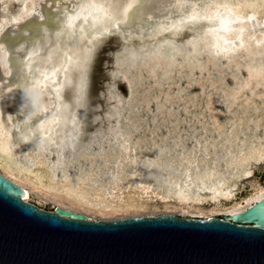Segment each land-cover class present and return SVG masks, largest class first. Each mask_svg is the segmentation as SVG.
Returning <instances> with one entry per match:
<instances>
[{
    "label": "snow or ice",
    "instance_id": "obj_1",
    "mask_svg": "<svg viewBox=\"0 0 264 264\" xmlns=\"http://www.w3.org/2000/svg\"><path fill=\"white\" fill-rule=\"evenodd\" d=\"M53 3L59 14H49L48 24L55 27L38 25L30 41L31 46L25 49L22 44L15 49L16 52L24 53L20 60L21 79L27 83L17 85L23 93V107L20 110V115L26 117L23 125L27 127L31 118L37 117L35 126L26 131H21L20 125L16 127V131L21 133L17 138L19 142L29 145L22 158L27 157L29 152L48 153L56 148L59 149L57 155L62 159L65 158L64 153L68 152L67 159L70 161L77 158L86 164L90 160L103 161L106 141L108 148L112 149L114 146V150L121 153L115 166L119 168L122 163L131 166L135 162L134 149L139 147L138 138L144 133L145 142L151 140L158 150L153 161L159 159L162 153L168 152L170 162L185 171V175L191 177L194 171L198 175L202 173L205 177L215 178V164L220 162L218 150L221 142L208 140L207 129L200 126L201 131H197V127L187 121L181 131L177 113L183 111L180 108L182 101L173 102L171 95L165 97L164 89L172 83L169 76L176 75L189 61L193 62V67L200 64L201 72L208 71L206 65L213 63H219L231 72V66L237 61L255 62L250 44L246 45L241 37H236L238 44L229 39L234 33L244 31L243 28L229 26L242 23L232 8L227 4H218L215 5L217 11L212 13L209 11L212 5L198 8L193 0H77L71 7L66 0H49L47 6L52 8ZM260 3L264 4V0H260ZM61 4L62 8L59 7ZM220 9H225L227 14ZM53 10L56 11L55 8ZM135 10H139L135 20L137 40L143 41L147 36L155 42L157 36L182 31L189 35L179 44L166 38L151 45L130 48L128 44L133 39L130 20ZM20 15H23L22 9ZM29 16H38L40 21L45 19L35 11ZM248 19L255 17L249 16ZM165 20L169 23L165 24ZM19 22L18 15L14 23ZM200 22H214V26L196 27ZM125 28L128 30L125 31ZM212 34H215V39L209 41L207 38ZM22 35L27 37L30 34L28 30H24ZM112 37L119 39L111 40ZM258 43L264 44V41ZM3 48L4 45L0 43V49ZM101 53L106 57L103 67L108 80L102 86L105 90L97 95L108 101L106 113L102 106L91 103L92 73ZM258 55L264 57V52ZM146 60L152 61L154 67L149 68V79L154 78L156 83L149 85L145 96L151 94L155 99L141 102L125 115L121 109H132L134 92L127 72L138 67L137 61H141L140 66L147 67L143 63ZM224 61L227 63H222ZM177 63L179 69L173 67ZM155 68H159L162 74H157ZM235 70L238 72L241 67L237 66ZM243 70L247 72V76L240 78V83L231 89L235 93L232 99L236 100L241 93H250L264 101V95H257L258 89H264V67L255 70L249 63ZM117 81L123 85L120 91H117ZM154 89H160L158 95ZM167 90L171 92L170 88ZM51 93H55V102ZM161 97L165 98L162 100ZM244 99L246 103H250L248 96ZM93 107L99 108L101 115L89 119L88 113ZM24 108L28 109L27 113ZM133 115L135 120L132 119ZM104 121H107L106 128ZM144 123L153 127L144 129ZM158 123L160 127L157 128L155 125ZM230 123L243 126L244 120ZM248 123L259 124L260 121L253 117ZM252 131L249 128V133ZM260 131V127L255 128V132ZM56 137L63 138L57 140ZM261 143L264 144V138ZM124 153L128 155L125 156ZM228 154L231 155V150H228ZM244 155L243 151H238L237 159ZM152 166L157 167L155 163ZM231 166L235 167V164ZM100 167L107 169L108 165L101 163ZM92 169L78 179L86 183H99V170L95 164ZM247 175L251 176V172ZM103 178L109 179V182L115 179L107 171Z\"/></svg>",
    "mask_w": 264,
    "mask_h": 264
},
{
    "label": "bare ground",
    "instance_id": "obj_2",
    "mask_svg": "<svg viewBox=\"0 0 264 264\" xmlns=\"http://www.w3.org/2000/svg\"><path fill=\"white\" fill-rule=\"evenodd\" d=\"M49 0H0V43L4 45L0 49V173L19 185L23 191V199L29 201L33 196L36 201H48L54 206H60L70 209L74 212L82 213L89 219H119L113 215L129 212L143 211L149 208L161 206L165 209L178 208L181 211H191L202 213L203 205L208 204L209 211H221L222 215L234 214L243 211L253 203L264 199V186H261L252 175L258 169H264V144L261 139L264 138V101L251 96L250 93H241L236 100L231 91L240 83V78H246L247 72L244 71L249 63L255 70L264 67V57L258 55L264 52V4L260 0H193L197 7L212 5L209 11H217L215 5L227 4L235 13L236 17L242 20L240 24H230L232 28H243V32H236L229 37L235 40L241 37L244 43L251 45V51L254 54V63L251 61H237L231 67L230 72L219 63L206 65L208 71L201 72V65L193 62H186L182 69L179 64L173 65L178 68L174 76H169L171 84L164 89L165 97L171 95L173 102L182 101L177 115L181 121L180 130H184V123H193L197 131H201L200 126L207 129V139L221 142L218 150L220 162L215 164V178L205 177L202 173L197 174L194 171L191 177L185 175V171L178 168L177 165L170 162L169 153L164 152L160 158L153 161L157 149L152 145L151 140L145 142V135L139 136V147L134 149L135 162L130 166L122 163L117 168L115 162L120 159L119 150L107 147L105 141L104 160H90L87 164L80 161L67 159L69 153L65 152L64 157L57 155L59 149L52 148L48 153L29 152L27 157L22 158L23 153L29 145L21 144L17 139L21 133L16 131L18 125L21 131L34 127L37 117L31 118V123L25 127L23 121L25 116L20 115L23 107V93L17 87L21 83H27L21 79L20 60L24 53L16 52L15 49L24 45L25 49L31 46V39L37 30L38 25L48 24V16L59 14L57 6H47ZM71 7L77 0H66ZM175 2V0H170ZM237 5H239L237 7ZM60 8L63 4L59 5ZM56 9L54 11L53 9ZM23 15H20V10ZM43 15L45 19L39 20L38 16H29L32 12ZM225 12V9H220ZM139 10H135L130 20V27L133 32V39L129 41L128 47L138 48L151 45L164 39L175 40L178 44L189 34L187 32H172L165 36H157L156 41H152L145 36L143 41L135 39L138 28L135 23ZM20 16V22L14 23L17 16ZM249 16L255 19L249 20ZM175 17H173L174 19ZM165 24L169 21L165 20ZM50 28L55 25L48 24ZM196 27H211L212 24L200 22ZM24 30L29 31V36L22 35ZM128 28H125L127 31ZM111 40H117L118 37H112ZM209 41L215 39V34L207 38ZM7 52V55H5ZM106 57L101 53L96 60L92 73V100L93 105L102 106L107 110L108 101L98 96L97 93L104 91L102 87L106 84L108 76L103 62ZM207 60V57L203 58ZM147 67L140 66L141 61H137L138 67L127 72L129 82L133 85L132 109H121L125 115L135 109L141 102L147 99H155V96L149 94L145 96L150 84L156 83V80L149 79V68H153L151 60L143 62ZM226 64L227 62H222ZM240 66L241 70L236 71ZM157 74H162L159 68H155ZM142 77V78H141ZM235 77V79H234ZM117 91H120L123 85L117 81ZM170 88L171 92L167 89ZM11 89V91H9ZM157 95L160 89L153 90ZM179 94V95H177ZM52 100L55 102V93H51ZM257 95H264V89H258ZM248 96L250 103H246L244 97ZM165 97H161L163 100ZM68 97L65 95V100ZM47 102V97L44 98ZM257 109L260 111L257 112ZM27 113L28 109L24 108ZM51 115V113H49ZM101 115L99 108L93 107L88 113V118ZM145 115H148L145 113ZM255 117L259 124H249V119ZM151 119L152 117L149 116ZM136 119L135 115L132 117ZM244 120L243 126L230 121ZM105 128L107 121H104ZM115 123V121H113ZM99 126V125H97ZM144 129L153 126L144 123ZM155 127H160L159 123ZM260 127V132H255V128ZM249 128L253 129L249 133ZM203 134V132H202ZM159 135V133H157ZM63 137H56L57 140ZM34 139V138H33ZM135 139V138H134ZM239 140V143H237ZM227 141L225 144L224 142ZM159 143V141H157ZM231 150V155L228 154ZM238 151L244 152V157L237 159ZM127 156V153H124ZM215 160V157H213ZM245 160L248 162L245 163ZM101 163L108 165L107 169L100 167ZM153 163L157 167H153ZM96 165L99 183H86L78 177L86 174L87 170ZM235 164V167L231 165ZM95 171V169H92ZM110 172L115 179H105L104 172ZM251 172V176L247 175ZM257 180V179H256ZM251 187L252 192L245 196L242 201L234 200L236 194L244 189ZM230 207L224 206V203L231 202ZM235 202V203H234ZM81 211V212H80ZM160 214V213H159ZM171 214V213H163ZM173 214V213H172ZM153 216V215H151ZM111 217V218H110ZM114 217V218H112ZM132 217V216H124ZM120 217V218H124ZM191 218H201V216H189ZM212 217H207L209 219Z\"/></svg>",
    "mask_w": 264,
    "mask_h": 264
},
{
    "label": "water",
    "instance_id": "obj_3",
    "mask_svg": "<svg viewBox=\"0 0 264 264\" xmlns=\"http://www.w3.org/2000/svg\"><path fill=\"white\" fill-rule=\"evenodd\" d=\"M24 194L0 173V264H264V199L209 219L105 220Z\"/></svg>",
    "mask_w": 264,
    "mask_h": 264
},
{
    "label": "rangeland",
    "instance_id": "obj_4",
    "mask_svg": "<svg viewBox=\"0 0 264 264\" xmlns=\"http://www.w3.org/2000/svg\"><path fill=\"white\" fill-rule=\"evenodd\" d=\"M253 180H255L257 183H259L261 186H264V170H256L255 173L252 175V178ZM257 179V180H256ZM251 190V187L249 186H246L244 187V189H242L241 191H239L234 200L238 201H242V199L247 196L248 194H250V191ZM30 202H34L36 203L37 205H39L41 208L43 209H50L54 206L53 203H50L48 201H36V197L33 196L29 199ZM235 203V202H234ZM230 204H232V201L231 202H227V203H224V206L226 207H230ZM203 212L202 213H194V212H191V211H181L180 209L178 208H170V209H165V208H162L161 206H158L156 208H149V209H146V210H143V211H138V212H129V213H121V214H115L113 215L115 218H120V217H124V216H151V215H159L160 214H163V213H173V215H178V216H201L202 219H205L207 217H216V216H219L221 217L222 216V212L221 211H209L210 207L208 204H204L203 205ZM81 212V211H80ZM112 217V218H114ZM111 218V217H110ZM100 219V218H98Z\"/></svg>",
    "mask_w": 264,
    "mask_h": 264
}]
</instances>
